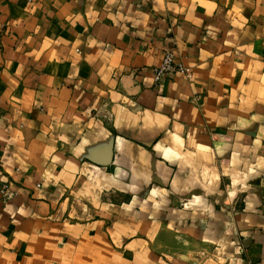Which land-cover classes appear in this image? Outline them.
I'll return each mask as SVG.
<instances>
[{
    "label": "crops",
    "instance_id": "obj_1",
    "mask_svg": "<svg viewBox=\"0 0 264 264\" xmlns=\"http://www.w3.org/2000/svg\"><path fill=\"white\" fill-rule=\"evenodd\" d=\"M0 264H264V0H0Z\"/></svg>",
    "mask_w": 264,
    "mask_h": 264
},
{
    "label": "rangeland",
    "instance_id": "obj_2",
    "mask_svg": "<svg viewBox=\"0 0 264 264\" xmlns=\"http://www.w3.org/2000/svg\"><path fill=\"white\" fill-rule=\"evenodd\" d=\"M200 101H202V98L201 97H198L197 98V102H200ZM105 118H106V120H107V123H110L111 121V118H112V115L110 114V113H107L106 115H105ZM162 161H164V160H162ZM175 165V164H174ZM171 166V165H170ZM172 167H174V166H172ZM219 182V181H218ZM210 188H211V191H210V196H215V197H217L219 194H221V190H220V192L219 191H217V190H215V189H213V185H214V182H211L210 183ZM218 186H219V188H221V183L219 182L218 183ZM155 190H154V186L153 187H151V189H149V190H145V191H138V192H132V193H125V192H121V191H116V193L114 194V193H112V190L111 191H107V190H105V191H103V193H102V195H101V201L103 202V203H109V202H112V203H114V204H117V205H119V204H130V203H132L135 199H138V198H145V197H148L149 195H152L153 194V192H154ZM112 194H114L115 195V197L112 199V197H111V195ZM121 195H123V196H121ZM17 195H15V196H13L12 198H10V199H3V201L4 202H9L10 200H13V199H15V197H16ZM182 200V201H181ZM180 201H178V205H176L174 208H176V209H178V210H192L193 208H196V206H195V204L193 205V202H191V201H187V199H181ZM204 209H206L207 207L206 206H204L203 207ZM212 209H213V207H212ZM221 209V207H217V210L219 211ZM165 224H167V223H165ZM225 226H226V228L228 229V228H230V227H232L233 226V221H228L227 223H225ZM63 241V240H62ZM59 246H61V245H59ZM200 252V251H199ZM200 253H202V252H200ZM196 255V254H195ZM205 255V254H204ZM202 256V254H200L199 255V257H201ZM199 257H197V258H199Z\"/></svg>",
    "mask_w": 264,
    "mask_h": 264
},
{
    "label": "built area",
    "instance_id": "obj_3",
    "mask_svg": "<svg viewBox=\"0 0 264 264\" xmlns=\"http://www.w3.org/2000/svg\"><path fill=\"white\" fill-rule=\"evenodd\" d=\"M172 74L182 75L188 80L193 79L192 70L185 64L183 60L178 58V52L174 47H170L165 50L161 65L155 69L154 85L156 87L161 86L165 78ZM1 195L3 199L7 200L15 196L16 193L11 191L10 186L6 184L1 189Z\"/></svg>",
    "mask_w": 264,
    "mask_h": 264
}]
</instances>
